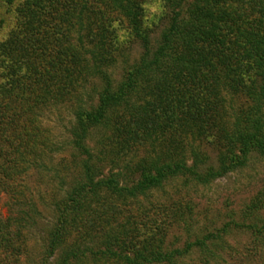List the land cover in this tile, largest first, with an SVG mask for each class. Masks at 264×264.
<instances>
[{
  "label": "trees",
  "instance_id": "1",
  "mask_svg": "<svg viewBox=\"0 0 264 264\" xmlns=\"http://www.w3.org/2000/svg\"><path fill=\"white\" fill-rule=\"evenodd\" d=\"M161 1L167 22L157 35L147 20L156 26L160 20L145 18L144 0H19L14 6L15 22L0 42V195L21 199L30 170L46 169L59 148L41 125V112L68 97L75 100L69 144L85 155L56 204L46 251L58 255L49 264L168 263L193 246L209 249L217 234L165 251L154 238L171 204L133 214L126 200L178 177L204 184L245 165L252 152L264 155V0ZM117 19L125 32L113 25ZM134 44L140 52L129 60ZM221 83L252 99L230 128ZM93 130L101 131L95 150L87 142ZM186 132L200 144L223 141L215 165L191 147L190 162L168 155L126 164L137 180L110 168L104 173L117 155ZM131 219V229L122 224ZM84 227L101 237L94 244L67 240L74 231L82 237ZM25 228L23 216L0 209V264H15L26 250Z\"/></svg>",
  "mask_w": 264,
  "mask_h": 264
},
{
  "label": "rangeland",
  "instance_id": "2",
  "mask_svg": "<svg viewBox=\"0 0 264 264\" xmlns=\"http://www.w3.org/2000/svg\"><path fill=\"white\" fill-rule=\"evenodd\" d=\"M18 1L0 0V42L15 22L13 9ZM142 5L146 11L145 18H153L156 22L160 20L158 26L147 20L156 31L154 35H157L167 22L162 1L144 0ZM112 17L119 18V15L112 13ZM113 25L119 28L118 32H125L124 23L118 19ZM139 52L140 47L134 44L129 51V60H133ZM120 66L121 62L118 60L113 68L115 76L118 75ZM219 90L223 97L221 109L226 111L225 108H228L225 122L226 127L230 128L236 116L247 113L252 99L242 92L232 91L224 83L220 84ZM90 94L94 96L93 92ZM74 108L75 100L68 97L63 102L42 110L41 125L47 129L53 144L59 149L52 153L50 159L45 160V170L44 167L30 170L21 199L16 200L7 193L0 195V209L4 215H21L25 219L26 250L15 264H49L58 255V251L47 255V236L56 220V204L69 187V174L79 169L80 162L85 158L84 154L72 149L69 144ZM100 133V130H93L87 140L93 150L96 149L95 142ZM222 145L221 140L215 144H200L198 137H192L188 132L181 138H172L170 141L158 137L153 143L147 141L126 154L117 155L115 165L104 164V173L110 168L122 171L124 178L129 181L137 180L138 172L125 171L126 164L135 167L141 159L148 161L159 156L163 161L169 158L168 155L173 158L185 156L190 162L191 147H199L207 155V163L215 165L217 151ZM126 201L134 206L133 214L145 206L171 204L172 207L162 215L165 225L154 238V242L159 243L161 240L165 251L183 249L188 242L197 238L209 233L217 234L215 240L208 241L209 249L193 246L171 262L156 264H264V155L252 152L245 165L216 176L207 183H199L189 177H178L161 188L152 189L147 195ZM122 224L131 229L135 223L131 219L127 224L123 220ZM116 226L115 220L109 227ZM141 232L147 234L143 229ZM79 235L82 237L74 231L67 240L93 239L91 242L94 244L102 234L92 227H84ZM82 264L102 263L98 260H86Z\"/></svg>",
  "mask_w": 264,
  "mask_h": 264
}]
</instances>
